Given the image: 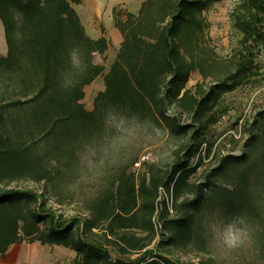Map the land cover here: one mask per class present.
<instances>
[{
  "label": "trees",
  "instance_id": "16d2710c",
  "mask_svg": "<svg viewBox=\"0 0 264 264\" xmlns=\"http://www.w3.org/2000/svg\"><path fill=\"white\" fill-rule=\"evenodd\" d=\"M219 1L144 0L137 14L114 11L123 42L106 73L95 57L104 56L110 42L88 36L73 7L82 0H0L8 49L0 55V258L25 242L70 249L76 254L72 264H185L172 250L200 240L192 213L203 204L208 183L190 179L202 164L206 135L218 122L215 109L224 94L260 76L253 48L264 41V0H245V10L241 5L235 15L242 57L217 84L187 89L192 73L202 72L203 14ZM99 77L105 91L87 111L84 90ZM172 106L178 109L173 115ZM106 107L188 141L165 172L151 170L141 178L122 173L85 213L68 216L50 202L58 177L50 159L92 138ZM183 115L190 124L182 125ZM263 122L264 116L261 131ZM263 131L250 134L251 147L264 143ZM210 153L208 147L204 156ZM23 182L41 190L13 186ZM242 182L246 185L245 176ZM161 191L172 207L160 201ZM188 195L194 198L185 199ZM219 196L241 202L246 188Z\"/></svg>",
  "mask_w": 264,
  "mask_h": 264
},
{
  "label": "rangeland",
  "instance_id": "374dc122",
  "mask_svg": "<svg viewBox=\"0 0 264 264\" xmlns=\"http://www.w3.org/2000/svg\"><path fill=\"white\" fill-rule=\"evenodd\" d=\"M244 1L220 0L204 12L206 28L198 54L202 72L196 69L192 73L187 89L195 91L201 84L206 90L217 84L242 57L244 48L240 46L242 36L235 27V15L241 5L240 10H245ZM253 51L260 76L222 96L215 109L218 122L206 135L202 164L190 179L191 184L207 182L208 186L203 204L192 213L200 240L182 250H172L175 258L185 264H264V143L258 141L251 147L248 140L251 133L262 132L264 127L263 122L262 131L259 128L264 116V41L255 44ZM117 54L118 49L111 47L104 56L97 55L95 62L103 65L107 73ZM84 91L82 104L92 111L95 98L105 91L103 78H97ZM174 110L178 111L176 106H172L171 115ZM190 122L187 115L182 116V125ZM98 126L92 138L69 146L67 156L62 153L50 159V169L58 176L50 202L68 216L85 213L88 204L109 191L122 173L141 178L151 170L165 172L174 161V153L188 141L185 137H171L153 122L127 121L108 107ZM208 147L209 157L204 156ZM143 155H149V160L136 169L134 165ZM13 186L37 191L42 187L33 182ZM240 186L246 188L241 202L233 204L228 198H218L219 192L234 191ZM160 193V201L172 207L170 196ZM172 216L175 218L176 213ZM157 229L161 228L157 225Z\"/></svg>",
  "mask_w": 264,
  "mask_h": 264
},
{
  "label": "crops",
  "instance_id": "0c3cea01",
  "mask_svg": "<svg viewBox=\"0 0 264 264\" xmlns=\"http://www.w3.org/2000/svg\"><path fill=\"white\" fill-rule=\"evenodd\" d=\"M144 0H82L74 5L88 36L99 39L104 36L110 42V48L120 49L123 37L115 27L114 11L123 10L137 14ZM108 50V51H109ZM8 52L3 26L0 22V55ZM75 252L57 246H43L40 243H20L12 246L0 264H72Z\"/></svg>",
  "mask_w": 264,
  "mask_h": 264
},
{
  "label": "built area",
  "instance_id": "2783aa9c",
  "mask_svg": "<svg viewBox=\"0 0 264 264\" xmlns=\"http://www.w3.org/2000/svg\"><path fill=\"white\" fill-rule=\"evenodd\" d=\"M149 160V155H143L136 163L135 168L140 169Z\"/></svg>",
  "mask_w": 264,
  "mask_h": 264
},
{
  "label": "clouds",
  "instance_id": "9594fccd",
  "mask_svg": "<svg viewBox=\"0 0 264 264\" xmlns=\"http://www.w3.org/2000/svg\"><path fill=\"white\" fill-rule=\"evenodd\" d=\"M72 60H73V63L77 66H79L81 63V61L79 60V58L75 52L72 53Z\"/></svg>",
  "mask_w": 264,
  "mask_h": 264
}]
</instances>
